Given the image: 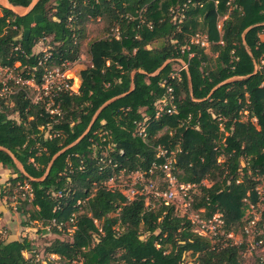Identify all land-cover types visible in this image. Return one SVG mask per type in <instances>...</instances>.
<instances>
[{
    "label": "trees",
    "instance_id": "1",
    "mask_svg": "<svg viewBox=\"0 0 264 264\" xmlns=\"http://www.w3.org/2000/svg\"><path fill=\"white\" fill-rule=\"evenodd\" d=\"M0 10V67L20 63L39 85L45 69L79 60L90 20H104L109 33L90 43L78 92L55 98L58 114L22 88L12 108L0 96V167L14 175L13 187L28 182L32 190L23 201L31 209H19L29 215L22 225L56 235L74 229L48 254L62 264H184L188 254L196 264H243L245 242L200 236L176 205L147 206L145 196L130 200L106 183L121 171L164 178L151 171L165 150L178 182L194 186L192 208L207 220L221 214L225 234L244 231L264 182V0H38L24 16ZM46 41L47 52H34ZM181 62L186 69H176ZM168 86L176 113L168 106L158 117ZM7 193L0 185V199ZM257 226L264 229V213ZM32 251L33 240L0 234V264H39L25 257Z\"/></svg>",
    "mask_w": 264,
    "mask_h": 264
},
{
    "label": "rangeland",
    "instance_id": "2",
    "mask_svg": "<svg viewBox=\"0 0 264 264\" xmlns=\"http://www.w3.org/2000/svg\"><path fill=\"white\" fill-rule=\"evenodd\" d=\"M0 4L4 7L5 3L0 0ZM2 15V11L0 10V16ZM222 20V19H221ZM220 20V21H221ZM106 23L102 19H92L86 24L85 29V40L82 43L81 46V53L80 58L77 62L68 63L65 64V66H62L63 70L65 71L66 75L71 78L73 82V89L75 91L79 90L80 87V73L82 70L88 68L91 66V57L89 53V46L90 43L99 40L105 37L109 36V33L106 32ZM49 46L47 41L39 43L35 48L34 52H47L49 50ZM20 63H16L14 67L11 68V73H6V69L0 68V82H5L8 84V78L11 77H17V75H20L22 73V70H19ZM182 68L181 64L176 65V69ZM33 85L28 86V90ZM36 86V85H35ZM36 89V87H34ZM37 92V91H36ZM30 96H35V90L30 89L29 90ZM3 98V97H2ZM7 102V106L12 108L13 103L10 100V97L6 98L4 97ZM3 98V99H4ZM2 109V106L0 105V110ZM10 118H14L16 120H20L17 113H13L10 115ZM246 118V115L244 114V119ZM11 178V177H10ZM164 178H161L159 174H156V177L154 179H150L146 177L143 174H125V172L121 171L120 173H114L111 180H109L106 185L109 189H118L123 194H125L128 198L134 199L138 192H141L140 190L148 186L151 181H155V183L159 186H163ZM205 185L210 186V183L208 181L204 182ZM3 192L5 194L6 192L11 191V194H6L0 199V210L2 209L6 213L5 222L2 224V227L0 229L3 231L4 236L7 235V232L11 231L15 234H20L22 239L25 236H31L33 239V246L34 251L32 253H25V257L27 259L33 258L35 262H38L39 264H50V262H54L56 264H62L59 260L58 255H50L48 254L47 250L52 245V243L55 242V240H63V241H71L72 236L74 233V229L72 227H68L67 231L63 235H56L53 232H51L50 228H47L46 231L43 230V228L40 225H32L33 227H30L31 230L26 231L25 229H22V224L27 221V216L20 214V208L24 207L26 211H29L31 209V206H23V201L25 199L30 201V198L28 196H24L21 190L16 186H12L9 180H6L2 185ZM194 189V187L192 188ZM258 192L261 193V195H264V182L258 185L257 187ZM150 200V199H149ZM156 204L158 203L155 200H151L150 204ZM175 205L178 210L179 215H185L187 213L188 217H194L199 218L202 220L205 218L203 216V211H196L192 208V203L189 201L188 208L187 203L184 204V194L180 192L177 195V198L175 200ZM264 213V204L263 200L260 199L258 204L256 206H248V208L245 210V217L244 221H248V223L245 225L246 229L249 231V234H245V231L237 232L235 233V237L237 242L240 244L242 242H245L247 244V250L242 254V261L243 264H259L261 262V258L264 257V245L260 248H253L252 244L254 241H256V238L258 234L256 231L261 230L258 227L254 228L251 227L249 222L252 220V218H260L261 215ZM191 215V216H190ZM4 217L3 213L0 215V217ZM117 216V215H114ZM35 224V223H34ZM9 226L10 229L7 227ZM25 230V231H23ZM2 238H4L3 234ZM19 236V237H20ZM5 239V238H4ZM34 255V256H33ZM184 264H196L195 257H193L191 254H188L185 258Z\"/></svg>",
    "mask_w": 264,
    "mask_h": 264
},
{
    "label": "built area",
    "instance_id": "3",
    "mask_svg": "<svg viewBox=\"0 0 264 264\" xmlns=\"http://www.w3.org/2000/svg\"><path fill=\"white\" fill-rule=\"evenodd\" d=\"M114 35H116V32L114 31ZM193 43L201 44L202 46H208L206 39L201 36H196L192 39ZM42 62L40 63V65ZM65 66V65H64ZM187 66L184 65L181 70L185 69ZM3 68V67H0ZM6 69V73H11V68L6 67L3 68ZM23 70L20 75H17V77H11L9 76V82L8 84L5 82H0V96L1 97H11L13 96L20 88L27 91V97H29L34 104H43L45 106V110L47 113L53 115L58 114L59 109L55 105V98L59 93L62 92H73L77 93L78 91H75L73 89V82H71V78H69L62 67H56L53 69H45V72L42 76V82L41 84L36 83V76L35 73L32 72L31 78H25L23 75ZM175 76H178V74H175ZM174 77V76H173ZM33 85L30 89L35 90V96L31 97L28 86ZM36 85V86H35ZM166 84L164 83L163 86ZM36 87V89L34 88ZM37 91V92H36ZM173 89L168 86L167 87V96L163 98L161 101H159V112L157 116L159 117L162 112H164L165 107L171 106L166 110L167 114H174L176 113L175 107L173 105ZM146 128L147 126L144 123H141L139 125L138 129V136L142 137L143 139L146 138ZM167 152L165 150H160L158 157H164L165 162L161 165H154L153 170L151 171V174H155L156 170H159L163 173L165 182H167L166 188H163L162 186H159L155 183V181H151L148 186L143 187L138 192L137 195H142L146 197V203L147 206H151L150 204L151 200H155L157 202L165 203V204H174L175 200L177 198V195L182 192L184 194V204L191 201L192 203V197L190 194V191L194 186L192 185H185L180 184L174 174V160L172 157H167ZM111 163V160H110ZM140 172H137L139 174ZM145 175L144 173H140ZM146 176V175H145ZM17 187L21 190L20 192L23 193L24 196H28L30 200L32 199V190L28 182H25L24 184H18ZM118 190V189H113ZM260 195V199L263 200L264 204V195L262 196L260 192H258ZM59 197L62 196V194H58ZM130 199V198H129ZM150 199V200H149ZM133 200V199H130ZM187 215V213H185ZM188 216V215H187ZM191 216V215H190ZM189 219L192 221L194 225V231L203 237H208L210 239H215L217 237H224L225 240H231L234 244H238L235 234L234 233H228L225 234L222 231V227L224 225V220L222 218L221 214H216L211 219H202L189 217ZM260 218H252V220L249 222L251 227H258L257 223L259 222ZM73 221V220H72ZM55 226L56 223H53ZM62 226V225H61ZM60 227V225L58 226ZM245 234H249V231L244 228ZM258 234L256 241L253 242L252 247L253 248H260L264 245V229L256 231ZM262 264H264V257L261 258Z\"/></svg>",
    "mask_w": 264,
    "mask_h": 264
},
{
    "label": "crops",
    "instance_id": "4",
    "mask_svg": "<svg viewBox=\"0 0 264 264\" xmlns=\"http://www.w3.org/2000/svg\"><path fill=\"white\" fill-rule=\"evenodd\" d=\"M4 3H5V6H4V8H7L8 9V3L6 2V0H2ZM38 1V0H37ZM36 1V2H37ZM1 5V4H0ZM35 5V4H34ZM2 6V5H1ZM3 7V6H2ZM13 7V9L17 12V14L18 15H20V16H24V15H26V14H28L27 13V8H23V7H14V6H12ZM221 20V19H220ZM223 21H224V19H222L221 21H219V25H218V28H219V30H221V27H222V24H223ZM207 48H208V46H207ZM185 65V63L184 62H181V66L183 67ZM186 69V68H185ZM179 70H181V68L179 69ZM178 74V73H177ZM160 106V105H159ZM17 165H18V167L20 168V169H22V167H21V165L19 164V163H17ZM10 177H14V175H12V173H11V171L10 170H8V169H5V168H3V167H0V185L2 186L3 185V183L6 181V180H9L10 179ZM1 202V201H0ZM0 207H1V205H0ZM3 209V208H2ZM0 210V215L3 213V215H4V217H0V227H2V224L5 222V218H6V213L3 211V210ZM3 225H5V224H3ZM9 229H10V227L9 226H7ZM30 227H33L32 225H30V226H26V227H24L23 225H22V229H25L26 231H29V230H31V228ZM25 230H23V231H25ZM0 234H3V236H4V233H3V231L0 229ZM20 234H15L14 232H11V231H9V232H7V235L6 236H4V238H6L8 241H13V240H21L22 239V237L20 236ZM24 238H29V239H31V240H33L32 238H31V236H25ZM24 255H26V254H24Z\"/></svg>",
    "mask_w": 264,
    "mask_h": 264
},
{
    "label": "water",
    "instance_id": "5",
    "mask_svg": "<svg viewBox=\"0 0 264 264\" xmlns=\"http://www.w3.org/2000/svg\"><path fill=\"white\" fill-rule=\"evenodd\" d=\"M37 0H33V3L27 8V13H29L32 9H33V6L34 4L36 3ZM6 2L8 3V9L11 10L12 12H14L15 14H17V12L13 9L12 5L9 3L8 0H6ZM18 15V14H17ZM138 70H134L133 73L137 72ZM90 129V128H89ZM88 129V131H89ZM87 131V132H88ZM86 132V133H87ZM49 170V169H48Z\"/></svg>",
    "mask_w": 264,
    "mask_h": 264
}]
</instances>
